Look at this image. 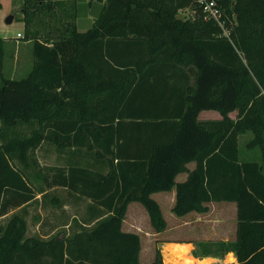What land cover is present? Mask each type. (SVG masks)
<instances>
[{
    "label": "trees",
    "instance_id": "obj_1",
    "mask_svg": "<svg viewBox=\"0 0 264 264\" xmlns=\"http://www.w3.org/2000/svg\"><path fill=\"white\" fill-rule=\"evenodd\" d=\"M214 1L228 35L200 0H106L86 32L76 0H25L34 65L0 80V218L52 188L94 205L73 235L47 239L28 237L13 213L0 231V264H141L140 236L122 228L128 207L142 204L162 233L168 224L152 194L174 187L178 217L237 204L236 239L198 242L195 257L234 253V264H264V0ZM187 9L193 16L180 18ZM52 23L60 28L38 32ZM204 110L222 119L200 120ZM24 126L29 134L7 137ZM247 133L263 162L239 157ZM46 142L73 157L40 165ZM153 264H163L159 249Z\"/></svg>",
    "mask_w": 264,
    "mask_h": 264
},
{
    "label": "rangeland",
    "instance_id": "obj_2",
    "mask_svg": "<svg viewBox=\"0 0 264 264\" xmlns=\"http://www.w3.org/2000/svg\"><path fill=\"white\" fill-rule=\"evenodd\" d=\"M18 1L20 0L3 1L5 4V10H3V15L5 16L4 23L9 17L16 15L13 12L18 10H13V6H16ZM76 1L77 29L83 32L88 31L92 27L94 19H97L101 14L106 0ZM6 25L11 26L15 34L17 32H22L23 34L24 28L16 16L11 24H7L6 22ZM32 50L33 42L16 45L14 41H10V44L5 49L4 73L13 74L15 72L16 79L28 76L31 72L30 70L23 76L20 69L21 66L25 67L26 58L29 57L28 53L31 51L32 55ZM17 65L20 67L18 71H15ZM232 116L235 117V114L232 113ZM30 132L31 128L24 126L8 131L6 135L7 137H11L14 133L29 134ZM252 138L253 135L251 133L240 137L239 157L241 160L263 162V152L260 147L253 149L248 147V142ZM37 155L40 165L43 166L64 165L70 157H73V154H70V152L60 155L57 149L47 142L41 146ZM26 174L35 184H39L37 177H35V170L32 167L28 166ZM165 196L163 193L154 196L155 199L161 202L160 206L168 224L166 231L162 233H156L153 229L148 212L142 204L133 202L128 207L122 228L125 231L134 232L140 236L142 246L140 254L141 264H153L157 249L161 252L164 264L163 248L170 242L191 243L193 246L191 253L194 256L193 253L198 242L234 240L237 229V215L232 205H226L224 202H216L212 205H207L208 203H206L209 207L208 212H192L184 217H178L173 212L174 205H170V202L164 198ZM54 197L63 201L64 205H57V202L52 201ZM91 205L92 203L88 200L79 199L75 195L68 194L66 190L56 189L53 193L48 192L44 197L40 195L38 200L26 205L21 210H15L8 216L0 218V231L7 225L12 214L18 213L26 222L28 237L37 236L47 239L55 235H73L81 229L83 222L91 218ZM226 257L227 255L223 259L217 257L199 259L208 261L211 264H225Z\"/></svg>",
    "mask_w": 264,
    "mask_h": 264
},
{
    "label": "crops",
    "instance_id": "obj_3",
    "mask_svg": "<svg viewBox=\"0 0 264 264\" xmlns=\"http://www.w3.org/2000/svg\"><path fill=\"white\" fill-rule=\"evenodd\" d=\"M3 1L4 0H0V5H1L0 6V79L2 76L6 77V78H12L13 79L16 77L15 72H13V74L12 73L11 74H5L3 71V67L5 64V49H6V47H8V45L10 44V41H14L16 45H19L22 43L23 44H29L30 42H33V41L32 40L26 41L25 39H17V34L22 33V32H17V34H15V31L11 28V26L6 25V22L4 23L5 16L3 15V10H5V4L3 3ZM60 1L61 2L63 1L65 3H69L71 0H59V2ZM24 2H25V0H22V1L20 0V1H18L16 6H13L14 7L13 10H18V11H14L13 13H16V15L15 14L14 15L17 17V19H19V21H21L22 27L24 28L23 29V35L25 33V26H26L24 21H23V19H24V9H23ZM76 3H77V1H76ZM57 10H58V13H60V14L62 13L64 15L66 7L64 5L63 9L59 7V8H57ZM62 10H63V12H62ZM192 16H193V12L190 9L180 11V13H179L180 18H188V17H192ZM77 18H78V16H77ZM94 21H95V19H94ZM76 26H77V20H76ZM58 28H60V25H58L57 23L56 24L52 23V25H42V26L40 25V26H38V32L42 35H46L50 31H53L55 29L58 30ZM78 31L83 32V31H80L79 29H78ZM84 32H86V31H84ZM28 55H29V57L26 58L27 60L25 61V67L21 66V69H20L21 75H23V76L26 75L29 70L31 71L33 68V65H34L33 50H32V55H31V51H30V53H28ZM18 65L15 68V71L16 70L18 71V68L20 67ZM233 113L235 114V117L232 116V113L230 114V116L232 118H236V115H237L236 112H233ZM199 119L200 120H220V119H222V115L218 111H215V110H204L199 114ZM244 135H246V134H244ZM244 135H242V136H244ZM187 168L190 172L193 171L196 168V162H190L187 165ZM188 176H189L188 172L181 173L176 177V182L177 183L185 182L188 179ZM56 189L66 190L64 188H52V189L46 191V193L47 194H48V192L53 193L54 190H56ZM160 193H163L164 195H166L164 198L170 202V205H176V193H177V191H176L175 187L171 191H168V192H158V193L152 194V198L154 200H156L159 205H161V202L158 201L157 199H155L154 196L157 194H160ZM68 194H70V193L68 192ZM39 196L36 197V200H38ZM52 201L57 202V205H62V204L64 205V202L61 201L60 199H58L57 197L52 198ZM89 202H91V201H89ZM91 203H92V205H94L93 202H91ZM214 203H216V202H210L207 205H212ZM224 203H226V205H232L233 208L235 209V212L237 215V204L235 202H224ZM126 232H129V231H126ZM236 232H237V229H236ZM235 239H236V234H235L234 240ZM181 243H187V242H181ZM233 255L235 256V254H233Z\"/></svg>",
    "mask_w": 264,
    "mask_h": 264
},
{
    "label": "bare ground",
    "instance_id": "obj_4",
    "mask_svg": "<svg viewBox=\"0 0 264 264\" xmlns=\"http://www.w3.org/2000/svg\"><path fill=\"white\" fill-rule=\"evenodd\" d=\"M192 244L168 243L163 248L164 264H211L192 255ZM234 254V253H233ZM232 253L226 257L225 264H232L237 258Z\"/></svg>",
    "mask_w": 264,
    "mask_h": 264
},
{
    "label": "built area",
    "instance_id": "obj_5",
    "mask_svg": "<svg viewBox=\"0 0 264 264\" xmlns=\"http://www.w3.org/2000/svg\"><path fill=\"white\" fill-rule=\"evenodd\" d=\"M201 4L204 6V10L207 14V17L215 20L224 30L226 35L229 34V30L225 27V21L222 20V11L217 7V4L214 0H200ZM24 35L22 33L17 34V39H23Z\"/></svg>",
    "mask_w": 264,
    "mask_h": 264
},
{
    "label": "water",
    "instance_id": "obj_6",
    "mask_svg": "<svg viewBox=\"0 0 264 264\" xmlns=\"http://www.w3.org/2000/svg\"><path fill=\"white\" fill-rule=\"evenodd\" d=\"M13 20H14V16H11V17H9V18L6 20V22H7V24H11V23L13 22Z\"/></svg>",
    "mask_w": 264,
    "mask_h": 264
}]
</instances>
